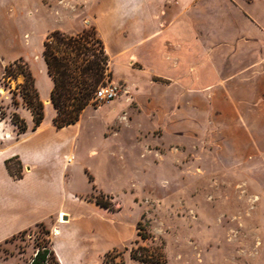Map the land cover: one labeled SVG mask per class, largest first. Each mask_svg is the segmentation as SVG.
<instances>
[{
  "label": "crops",
  "instance_id": "obj_1",
  "mask_svg": "<svg viewBox=\"0 0 264 264\" xmlns=\"http://www.w3.org/2000/svg\"><path fill=\"white\" fill-rule=\"evenodd\" d=\"M38 11L69 25L53 31L79 19L94 25L114 78L171 126L209 129L222 160L264 153V0H0V60L23 61L34 82L36 62L18 32L20 19ZM26 109L32 122L23 132L0 117V244L41 224L53 233L59 264H84L105 224L120 232L105 216L110 210L73 185L82 121L35 126ZM10 159L20 163L19 176L10 174ZM30 261L10 256L0 264Z\"/></svg>",
  "mask_w": 264,
  "mask_h": 264
},
{
  "label": "rangeland",
  "instance_id": "obj_2",
  "mask_svg": "<svg viewBox=\"0 0 264 264\" xmlns=\"http://www.w3.org/2000/svg\"><path fill=\"white\" fill-rule=\"evenodd\" d=\"M60 24L69 26L42 11L20 19L18 42L34 57L35 82L27 79L30 71L23 61L0 60L2 119L12 121L17 114L31 124L22 98L31 82L44 104L43 125L53 121L54 106L44 101L54 84L42 53L47 35ZM84 30L92 33L98 52L100 37L86 20L64 32ZM109 72L106 82L115 81L125 91L109 102L94 99L84 109L72 181L82 198L98 197L110 205L105 216L120 236L105 224L84 264H264V153L222 160L209 129L171 126L161 109L147 108L128 83L114 78L110 59ZM11 168L17 172L18 160ZM52 236L36 225L0 244V259L28 261L39 247L52 249Z\"/></svg>",
  "mask_w": 264,
  "mask_h": 264
},
{
  "label": "trees",
  "instance_id": "obj_3",
  "mask_svg": "<svg viewBox=\"0 0 264 264\" xmlns=\"http://www.w3.org/2000/svg\"><path fill=\"white\" fill-rule=\"evenodd\" d=\"M90 31L84 30L79 34L70 35L61 30H54L47 35L44 41L43 58L47 65L48 75L53 81V89L50 94V101L54 106L56 115L53 119L57 128L75 124L80 120L84 109L95 104V92L110 78L109 57L105 52L103 42L100 38V50L97 52L93 48ZM10 63L9 65H13ZM33 82L30 73L27 79ZM32 89L27 86L23 90L22 98L27 107L32 111L35 126L40 125L44 119V104L39 99L38 92L33 83L29 82ZM12 122L19 129V132L26 130V123L17 114L12 115ZM14 159L6 161L7 168L13 176H19V169L14 172L11 163ZM95 202L101 206L111 209L110 205L101 198H96ZM138 234L147 238L142 228L138 227ZM49 257L51 262L49 263ZM135 259L143 262L153 263L146 257L142 258L134 254ZM29 264H59L54 251L43 246L39 247Z\"/></svg>",
  "mask_w": 264,
  "mask_h": 264
},
{
  "label": "built area",
  "instance_id": "obj_4",
  "mask_svg": "<svg viewBox=\"0 0 264 264\" xmlns=\"http://www.w3.org/2000/svg\"><path fill=\"white\" fill-rule=\"evenodd\" d=\"M124 91L125 90L121 84L108 81L97 89L94 99L99 102H109L118 97Z\"/></svg>",
  "mask_w": 264,
  "mask_h": 264
},
{
  "label": "bare ground",
  "instance_id": "obj_5",
  "mask_svg": "<svg viewBox=\"0 0 264 264\" xmlns=\"http://www.w3.org/2000/svg\"><path fill=\"white\" fill-rule=\"evenodd\" d=\"M69 161H70V162H73V159L70 157V158H69ZM59 220H60L61 223H64V222H65V221L63 220V214L60 215ZM65 223H66V222H65ZM54 232H55V234H58V233H59L57 229H56Z\"/></svg>",
  "mask_w": 264,
  "mask_h": 264
},
{
  "label": "water",
  "instance_id": "obj_6",
  "mask_svg": "<svg viewBox=\"0 0 264 264\" xmlns=\"http://www.w3.org/2000/svg\"><path fill=\"white\" fill-rule=\"evenodd\" d=\"M63 218H65V219H66V218H67V216H64Z\"/></svg>",
  "mask_w": 264,
  "mask_h": 264
}]
</instances>
